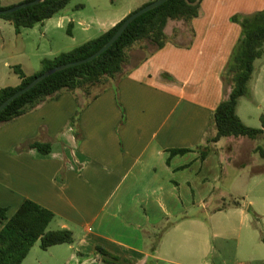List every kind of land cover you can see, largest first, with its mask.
<instances>
[{"label": "crops", "instance_id": "0c3cea01", "mask_svg": "<svg viewBox=\"0 0 264 264\" xmlns=\"http://www.w3.org/2000/svg\"><path fill=\"white\" fill-rule=\"evenodd\" d=\"M150 1L128 0L98 35ZM65 7L37 23L41 35L76 18ZM263 8L264 0H202L189 24L177 20L186 29H165L168 36L176 34V42L168 38L133 63L132 46L124 74L114 81L64 90L0 124V206L9 217L25 199L33 200L54 213L55 229L72 232V242L46 248L47 264H213L215 252L221 257L217 264H228L230 252L236 264H264V169L241 182V199L219 205L226 194L217 185L223 162L245 167L254 155L235 163L221 139L205 141L215 132L212 113L229 91L221 73L241 31L231 17ZM35 25L17 31L0 16V88L20 83L13 66L26 75L40 69L43 56L32 59L29 50ZM255 70L253 63L252 75ZM6 77L11 83H4ZM244 96L236 113L249 125L254 108L242 102ZM33 140L49 142L50 151L30 147ZM180 148L186 150L169 156ZM29 257L20 264L44 262L42 255Z\"/></svg>", "mask_w": 264, "mask_h": 264}, {"label": "trees", "instance_id": "16d2710c", "mask_svg": "<svg viewBox=\"0 0 264 264\" xmlns=\"http://www.w3.org/2000/svg\"><path fill=\"white\" fill-rule=\"evenodd\" d=\"M201 1L165 0L143 12L126 26L112 44L93 59L55 71L12 99L0 110V124L24 114L43 100L56 97L64 90H86L91 86H100L108 80L114 81L124 74L129 57L128 50L132 46L138 41L148 40L155 44L156 49L161 47L168 38L173 41L176 34L168 36L165 33L167 22L183 20L189 24L193 17L200 14ZM67 2L68 0H43L10 13L0 14V16L10 20L18 31L21 27H32L35 23L51 17ZM8 7L10 6L0 5V8ZM231 19L239 23L241 31L221 73L224 89L225 91L229 89V91L212 113L211 120L215 132L205 141L211 143L223 137L261 138L264 141V117L261 116L260 127H253L245 124L236 113L238 98L249 94V81L253 72L254 60L264 54V8L251 14H235ZM122 20L97 37L67 52H61L52 59H43L40 70L32 75H26L18 65L13 66L21 81L16 86L0 88V103L27 85L41 72L59 64L84 58L97 51L114 34ZM29 146L41 153H48L51 149L49 142L38 140L31 141ZM185 150L183 148L171 149L169 156ZM254 151L264 158V145L257 144ZM205 155L206 151L203 149L201 158ZM257 171L262 170H253V172ZM231 204H238V202L232 201ZM53 217L54 213L50 209L30 199H25L9 217L6 214V208L0 206V264H20L37 240L42 249L51 245L72 242L71 230L47 228ZM165 228L166 225L160 229L157 239ZM155 246L156 242L153 243L151 249L153 250ZM96 249L105 255H112L101 247Z\"/></svg>", "mask_w": 264, "mask_h": 264}, {"label": "rangeland", "instance_id": "374dc122", "mask_svg": "<svg viewBox=\"0 0 264 264\" xmlns=\"http://www.w3.org/2000/svg\"><path fill=\"white\" fill-rule=\"evenodd\" d=\"M127 1L128 0H68L67 4L65 5L66 7L63 9V12H68L69 14L74 13L76 15V18H74L73 21L69 20L68 22H65L64 27L60 30L58 29L56 31H49V35L47 36L44 34H40L39 31L42 29L40 24L35 23L36 25L33 27V29H29V50L30 52L34 53V56L31 58L35 59L38 55H42L43 59L47 57H49L48 59H52L61 52H67L72 48L84 43L85 41L97 37L100 28H107L110 21L118 18L119 15L123 13L128 5ZM152 1L154 0H151L150 2ZM128 14L129 13H127L125 16H127ZM78 19H83V21L79 23ZM69 23H71L72 25H69ZM179 27L186 29V26L183 22L172 20L168 22L165 29H168V31H172L173 29ZM180 40H185V38L180 37ZM154 47L155 44L151 43L148 40L138 41L130 50V54L132 55V63L151 51ZM49 49H61L62 51L58 54H55L54 56H48L46 53ZM23 59L25 63L27 62L31 65V62L29 60H27L25 57ZM259 62H262L261 66H258ZM254 63L256 70L249 81V89H251L252 87V90H249V94L243 97L242 102H247L246 105L249 104L250 107L254 108V112H252V114L250 113L249 116V125L253 127H260L262 124L261 116L264 117V54L261 57L256 58ZM4 83H11V79L6 77ZM262 141L263 140L261 138H221V149H223V151L226 150L227 153L232 152L234 154V156L232 157H234L233 160H235V163L242 160L251 161L253 157L252 155H254V160H252L251 163L245 165V167H239V164H230L229 162H227V160L223 162V176L221 180L217 182V185L220 188L226 189V194H224L223 198H220V200H218L217 203L219 205L225 204L230 199H241L240 196L236 195V193L240 190L241 182L246 178L250 179L252 174L258 173V171L253 172V170L264 169V158L260 157V155H258V153L254 151V147ZM224 143L226 144L223 145ZM223 146H225L226 148H222ZM252 165L254 166L252 167ZM260 186H263L262 181L260 183ZM215 202L216 200L213 197L212 200L208 202V206L210 207L214 205ZM51 221L47 228L55 229V222ZM261 229V236L263 240L264 226H262ZM212 243L216 246V249H218L219 238L215 237ZM49 252L50 251L47 249H42L39 246V240H37L31 246L28 252V256H30L29 258H31V256L35 254L42 255V258L44 259L43 264H45L46 260L50 258L49 256L51 253ZM212 255L213 262H211L213 264H217L221 257H218L217 252ZM235 257V253L230 252L225 259L228 260V264H236Z\"/></svg>", "mask_w": 264, "mask_h": 264}, {"label": "water", "instance_id": "95a60500", "mask_svg": "<svg viewBox=\"0 0 264 264\" xmlns=\"http://www.w3.org/2000/svg\"><path fill=\"white\" fill-rule=\"evenodd\" d=\"M41 1H43V0H29V1H26V2H23V3H20V4H16V5L8 7V8H0V14L10 13V12H13V11L19 9V8H22V7H25V6H29V5H32V4H36V3H39ZM164 1L165 0H154L152 2H149V3L145 4L144 6H141L137 10H135V11L131 12L130 14H128L127 16H125L123 18L120 26L114 32V34L97 51H95L94 53L90 54L89 56H86V57L78 59V60H74V61H70V62H67V63L56 65L54 67H51V68L41 72L38 75H36L27 85H25L24 87H22L19 90L15 91L13 94L8 96L5 100H3L0 103V110H2L12 99H14L15 97L21 95L22 93H24L25 91H27L28 89L33 87L35 84H37L40 80H42L46 76L52 74L53 72L93 59L94 57L99 55L102 51H104L110 44H112L120 36V34L124 31L126 26L133 19H135L137 16H139L143 12H145V11H147V10H149V9L159 5V4H161Z\"/></svg>", "mask_w": 264, "mask_h": 264}]
</instances>
